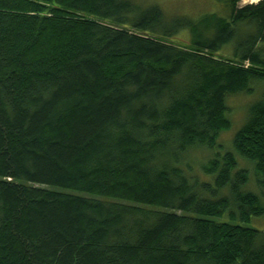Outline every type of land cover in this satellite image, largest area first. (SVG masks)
Returning a JSON list of instances; mask_svg holds the SVG:
<instances>
[{
	"label": "trees",
	"instance_id": "trees-1",
	"mask_svg": "<svg viewBox=\"0 0 264 264\" xmlns=\"http://www.w3.org/2000/svg\"><path fill=\"white\" fill-rule=\"evenodd\" d=\"M244 1L166 18L0 0V264H264L236 158L264 191V92L234 153L199 155L222 149L227 100L264 83V0Z\"/></svg>",
	"mask_w": 264,
	"mask_h": 264
},
{
	"label": "rangeland",
	"instance_id": "rangeland-1",
	"mask_svg": "<svg viewBox=\"0 0 264 264\" xmlns=\"http://www.w3.org/2000/svg\"><path fill=\"white\" fill-rule=\"evenodd\" d=\"M137 4L141 6H149V5H158L164 11L166 18H172L175 16H190L197 17L206 12L213 11H221L220 7L214 4L213 0H133ZM260 0H246L241 3V6L248 4H255ZM187 34H180L176 37L178 43H183L186 41ZM264 92V83L253 87V93L251 95H243L239 94L233 97H230L227 100V108H228V119L230 120L231 127L225 133H222L218 137L217 144L222 146V149L215 148L214 151H210L212 154L209 155L206 152H199V155L205 156L206 159H212L216 155H222L224 153H234L233 147V139L237 131L243 126L246 118H247V108L249 105L257 102ZM237 158V170L244 169L249 172L250 180L252 181L248 188H246L247 192H251L261 200L262 204H264V191L259 190L254 183L253 176V165L249 164L242 158ZM196 155L191 156V160L195 165L191 164L193 171L195 173L193 175H198L202 177L201 173L198 172L200 169V165L204 162ZM207 159V160H208ZM198 163V164H197ZM221 222V220H218ZM246 228L264 232V217L262 218H253L251 222L247 225H243Z\"/></svg>",
	"mask_w": 264,
	"mask_h": 264
}]
</instances>
